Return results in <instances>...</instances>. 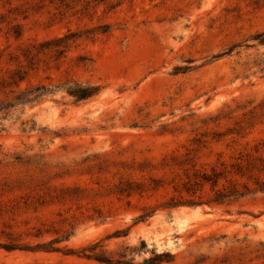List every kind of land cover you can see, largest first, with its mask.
Returning <instances> with one entry per match:
<instances>
[{
  "label": "rangeland",
  "instance_id": "374dc122",
  "mask_svg": "<svg viewBox=\"0 0 264 264\" xmlns=\"http://www.w3.org/2000/svg\"><path fill=\"white\" fill-rule=\"evenodd\" d=\"M263 185L264 0H0V264H264Z\"/></svg>",
  "mask_w": 264,
  "mask_h": 264
},
{
  "label": "bare ground",
  "instance_id": "6f19581e",
  "mask_svg": "<svg viewBox=\"0 0 264 264\" xmlns=\"http://www.w3.org/2000/svg\"><path fill=\"white\" fill-rule=\"evenodd\" d=\"M183 208H184V207H183ZM182 210H183V209H182ZM185 210H186V209H185ZM180 211H181V210H180ZM183 211H184V210H183ZM182 213L184 214V212H182ZM182 213H181V214H182ZM176 214H178V213H176ZM186 214H187V213H186ZM186 214H185V215H186ZM188 222H189V221H188ZM185 227H187V226H185Z\"/></svg>",
  "mask_w": 264,
  "mask_h": 264
},
{
  "label": "trees",
  "instance_id": "16d2710c",
  "mask_svg": "<svg viewBox=\"0 0 264 264\" xmlns=\"http://www.w3.org/2000/svg\"><path fill=\"white\" fill-rule=\"evenodd\" d=\"M261 191H264V185H263V187H262Z\"/></svg>",
  "mask_w": 264,
  "mask_h": 264
}]
</instances>
